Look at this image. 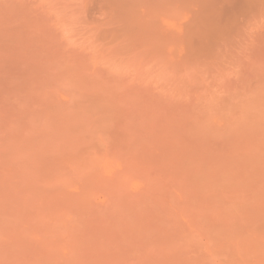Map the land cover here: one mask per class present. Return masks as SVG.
Returning <instances> with one entry per match:
<instances>
[{
	"label": "rangeland",
	"instance_id": "obj_1",
	"mask_svg": "<svg viewBox=\"0 0 264 264\" xmlns=\"http://www.w3.org/2000/svg\"><path fill=\"white\" fill-rule=\"evenodd\" d=\"M0 264H264V0H0Z\"/></svg>",
	"mask_w": 264,
	"mask_h": 264
}]
</instances>
